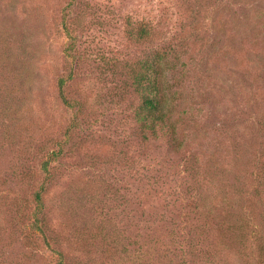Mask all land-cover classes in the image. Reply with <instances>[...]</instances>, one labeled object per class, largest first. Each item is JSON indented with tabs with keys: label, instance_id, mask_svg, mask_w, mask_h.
Segmentation results:
<instances>
[{
	"label": "rangeland",
	"instance_id": "374dc122",
	"mask_svg": "<svg viewBox=\"0 0 264 264\" xmlns=\"http://www.w3.org/2000/svg\"><path fill=\"white\" fill-rule=\"evenodd\" d=\"M148 59L175 139L137 120ZM58 251L264 264V0H0V264Z\"/></svg>",
	"mask_w": 264,
	"mask_h": 264
},
{
	"label": "trees",
	"instance_id": "16d2710c",
	"mask_svg": "<svg viewBox=\"0 0 264 264\" xmlns=\"http://www.w3.org/2000/svg\"><path fill=\"white\" fill-rule=\"evenodd\" d=\"M144 32L142 31L141 34H144ZM158 62L157 59L145 60L134 78L136 90L141 95V103L137 111V120L142 129L149 130L154 134L158 131H165L175 139V126L168 121L169 115L167 109H165L166 96L162 77L163 68ZM64 82L62 78L60 80L61 88ZM63 99L65 103L70 104L64 95ZM43 168L48 171L50 170L48 160L43 162ZM35 196L38 205L41 206L43 204L41 193L38 191ZM58 254L60 258L57 264H65L62 261V253L58 251ZM182 264H186V262Z\"/></svg>",
	"mask_w": 264,
	"mask_h": 264
}]
</instances>
